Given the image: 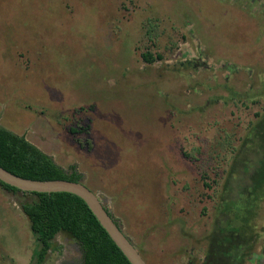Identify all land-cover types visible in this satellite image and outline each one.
Here are the masks:
<instances>
[{"label": "rangeland", "instance_id": "1", "mask_svg": "<svg viewBox=\"0 0 264 264\" xmlns=\"http://www.w3.org/2000/svg\"><path fill=\"white\" fill-rule=\"evenodd\" d=\"M263 113L264 0H0V123L75 165L147 264H201ZM31 200L0 186V264L32 258ZM260 205L246 264H264ZM80 259L59 232L44 264Z\"/></svg>", "mask_w": 264, "mask_h": 264}, {"label": "trees", "instance_id": "2", "mask_svg": "<svg viewBox=\"0 0 264 264\" xmlns=\"http://www.w3.org/2000/svg\"><path fill=\"white\" fill-rule=\"evenodd\" d=\"M141 57L147 63L155 60L148 51L142 52ZM70 130L75 133L74 128ZM0 166L30 179L81 181L83 177L75 165L66 171L25 134H18L1 123ZM0 186L12 193L32 196L31 201L21 204L35 241L28 264H44L51 241L59 232L72 237L81 252L77 263L62 264H131L79 196L69 192L21 191L1 181ZM263 198L264 113L257 114V120L240 143L231 146V164L216 196L213 223L201 264H246L255 257L259 234L254 226Z\"/></svg>", "mask_w": 264, "mask_h": 264}, {"label": "water", "instance_id": "3", "mask_svg": "<svg viewBox=\"0 0 264 264\" xmlns=\"http://www.w3.org/2000/svg\"><path fill=\"white\" fill-rule=\"evenodd\" d=\"M0 181L21 191L27 192H69L82 198L107 231L114 243L120 248L131 264H147L132 241L116 224L105 206L89 187L82 181L67 179L38 180L18 176L0 166Z\"/></svg>", "mask_w": 264, "mask_h": 264}, {"label": "crops", "instance_id": "4", "mask_svg": "<svg viewBox=\"0 0 264 264\" xmlns=\"http://www.w3.org/2000/svg\"><path fill=\"white\" fill-rule=\"evenodd\" d=\"M13 131V130H12ZM15 132V131H14ZM16 133H18V132H16ZM18 134H25V133H23V132H19ZM25 136H26V138L29 140V141H31L33 144H35L31 139H29V137L25 134ZM36 146H38L39 147V145H37V144H35ZM40 148V147H39ZM43 150V149H42ZM45 152V151H44ZM48 154V153H47Z\"/></svg>", "mask_w": 264, "mask_h": 264}]
</instances>
